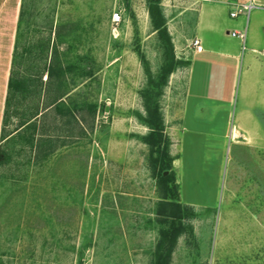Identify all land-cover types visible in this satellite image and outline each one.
Returning <instances> with one entry per match:
<instances>
[{"label": "rangeland", "instance_id": "1", "mask_svg": "<svg viewBox=\"0 0 264 264\" xmlns=\"http://www.w3.org/2000/svg\"><path fill=\"white\" fill-rule=\"evenodd\" d=\"M161 5L165 16L176 17L178 0ZM128 6L124 0H25L31 67L42 70L53 58L62 66L76 65L65 78L70 93L63 101L94 105L95 111L84 107L72 119L42 109L40 153L20 141L9 149L11 161L0 169L3 264L150 262L158 198L148 148L138 139L147 129L134 113L143 114L139 91L146 80L138 54L152 74L162 58L145 0H128ZM113 12L122 17L117 35ZM81 71L93 75L81 77ZM56 83L53 78V86L40 94V108L57 94ZM165 91L161 111L170 103ZM227 102L223 98L213 108L207 98L190 97L173 143L171 152L180 160L172 166L179 202L194 213L187 221L194 238L177 240L171 264H264V117L256 119L259 132L235 136Z\"/></svg>", "mask_w": 264, "mask_h": 264}, {"label": "crops", "instance_id": "2", "mask_svg": "<svg viewBox=\"0 0 264 264\" xmlns=\"http://www.w3.org/2000/svg\"><path fill=\"white\" fill-rule=\"evenodd\" d=\"M237 3H250L252 8L248 15L230 18ZM20 5L21 0H0L1 118ZM178 6L175 22L164 15L176 59L189 63L171 74L174 81L168 82L164 93L170 100L162 114L164 131L172 142L174 169L180 160L171 150L190 97L193 101L207 98L213 108L221 107L223 98L228 100L223 104L227 116L234 115L235 136L238 132H259L257 120L264 117V0H178ZM239 16L241 21H231ZM194 38L200 41L201 52L189 47ZM175 174L178 178L177 170Z\"/></svg>", "mask_w": 264, "mask_h": 264}, {"label": "trees", "instance_id": "3", "mask_svg": "<svg viewBox=\"0 0 264 264\" xmlns=\"http://www.w3.org/2000/svg\"><path fill=\"white\" fill-rule=\"evenodd\" d=\"M161 1L145 0L151 32L155 35L162 61L158 71L152 74L144 56L138 54L146 80L144 87L139 91L143 114L134 113L137 121L147 129V133L138 139L148 148L147 163L150 173L155 179L158 198L154 209L155 222L158 227L157 240L149 264H171V256L177 240L181 236H185L187 240L194 238L192 226L187 223L194 217V213L191 208L179 202L178 187L172 169L173 158L169 152L171 143L164 131L160 105L169 76L177 69L186 68L189 63L176 59L174 55ZM124 7L129 9L128 0H124ZM25 17V0H21L1 118L0 169L11 161L10 151L15 141H20L29 147L30 150H33L34 155L40 153L43 144L40 143L38 135L37 117L43 116L42 109L46 112L52 109L60 117L69 116L72 119H75V114L83 110L84 107L89 108L92 113L95 111L94 105L84 102L68 104L63 101V97L70 93V90H64L65 78L77 70L76 65L62 66L53 58L42 70L38 71L31 67L34 46L30 44L24 33V27L28 25ZM39 53L40 55L44 54V50H39ZM43 72L46 76L45 83L41 80ZM79 74L86 78L93 75L92 71H81ZM53 78L57 82L55 85L57 94L48 97V101L40 108V94L42 92L45 94V90H49L53 86ZM33 100L36 101L33 107L24 108L26 103L29 104ZM12 119H15L16 123L13 129L8 132L6 129ZM2 180V175H0V190L3 186ZM0 264H3L1 260Z\"/></svg>", "mask_w": 264, "mask_h": 264}, {"label": "built area", "instance_id": "4", "mask_svg": "<svg viewBox=\"0 0 264 264\" xmlns=\"http://www.w3.org/2000/svg\"><path fill=\"white\" fill-rule=\"evenodd\" d=\"M252 8V5L245 4V3H237L233 6L232 12L229 13L230 18H236L238 15H248ZM111 24L114 27L113 32L116 33L117 35V26L121 23L122 17L120 13L118 12H113L111 14ZM243 39V35L240 36ZM189 47H191L195 52H201L202 47L200 44V41L196 38L189 40Z\"/></svg>", "mask_w": 264, "mask_h": 264}, {"label": "water", "instance_id": "5", "mask_svg": "<svg viewBox=\"0 0 264 264\" xmlns=\"http://www.w3.org/2000/svg\"><path fill=\"white\" fill-rule=\"evenodd\" d=\"M164 174H166V173H164Z\"/></svg>", "mask_w": 264, "mask_h": 264}]
</instances>
